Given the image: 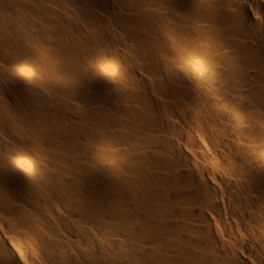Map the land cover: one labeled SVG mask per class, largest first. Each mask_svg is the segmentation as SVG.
I'll return each mask as SVG.
<instances>
[{
    "label": "bare ground",
    "instance_id": "1",
    "mask_svg": "<svg viewBox=\"0 0 264 264\" xmlns=\"http://www.w3.org/2000/svg\"><path fill=\"white\" fill-rule=\"evenodd\" d=\"M0 264H264V0H0Z\"/></svg>",
    "mask_w": 264,
    "mask_h": 264
}]
</instances>
